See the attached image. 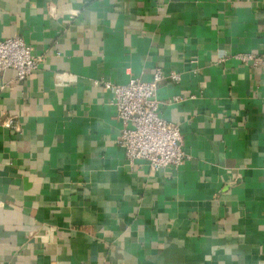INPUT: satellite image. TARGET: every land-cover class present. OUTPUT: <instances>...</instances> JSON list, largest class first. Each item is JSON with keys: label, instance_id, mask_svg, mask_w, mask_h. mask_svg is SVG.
Returning <instances> with one entry per match:
<instances>
[{"label": "crops", "instance_id": "obj_1", "mask_svg": "<svg viewBox=\"0 0 264 264\" xmlns=\"http://www.w3.org/2000/svg\"><path fill=\"white\" fill-rule=\"evenodd\" d=\"M9 36L41 62L0 71V264H264V0H0ZM155 67L177 168L129 165L90 82Z\"/></svg>", "mask_w": 264, "mask_h": 264}, {"label": "built area", "instance_id": "obj_2", "mask_svg": "<svg viewBox=\"0 0 264 264\" xmlns=\"http://www.w3.org/2000/svg\"><path fill=\"white\" fill-rule=\"evenodd\" d=\"M48 11L49 14L53 13L52 8ZM71 14H76V11H71ZM232 56L241 63H249L255 67L261 63L257 54L251 52H237ZM40 62L41 57L33 54L31 47L19 36L0 39V71L6 68L13 69L15 82L23 81L36 71ZM195 62V59L189 60L191 65ZM190 71L195 74L197 68L193 66ZM58 77V83L76 80L71 74L61 73ZM163 78L177 81L179 75L176 72L165 75L160 67H155L150 79L145 81L137 78H129L124 84L112 83L105 79L90 81L93 86L102 85L111 94L110 103L121 125L116 143L123 149L129 165L135 159H141L147 163L150 170L177 168L187 157L182 149L178 127L157 114L159 103L155 98V90L157 82ZM2 87L3 85H0V89ZM1 125L17 129V123L13 118L5 119Z\"/></svg>", "mask_w": 264, "mask_h": 264}]
</instances>
